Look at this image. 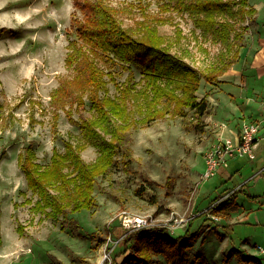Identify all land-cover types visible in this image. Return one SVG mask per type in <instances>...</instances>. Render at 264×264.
Returning a JSON list of instances; mask_svg holds the SVG:
<instances>
[{"label":"rangeland","instance_id":"rangeland-1","mask_svg":"<svg viewBox=\"0 0 264 264\" xmlns=\"http://www.w3.org/2000/svg\"><path fill=\"white\" fill-rule=\"evenodd\" d=\"M248 1L258 9L235 21L240 36L231 32L232 46L225 49L187 13L161 12L156 0H109L134 32L144 18L156 23L153 17H162L158 32L199 73L229 67L217 76L224 82L200 79L195 94L198 99L206 95L212 111L200 127L189 110L185 116L168 113L146 126L125 129L111 167L96 177V206L67 214L79 225L71 230L32 211L26 200L34 202L36 195L27 187L18 155L30 146L35 161L45 167L53 149L63 152L65 141L82 140L74 121L93 115L88 99L84 96L81 106L70 98L62 106L54 102L59 86L74 74L64 60L68 41L76 37L71 16L81 14L73 0H0V28H5L0 32V264L100 263L108 237L136 230L121 224L123 210L143 216L151 227L167 228L173 238L199 231L187 250L195 264H255L242 255L264 264V137L255 148L256 159H232L213 177L200 178L203 154L217 126L223 130L225 123L223 134L229 136L231 128L263 119L264 75L260 79L253 68L256 62L264 67V58H257L264 49V0ZM99 64L115 78L106 76L107 92L115 96L128 71L119 64ZM131 68L136 86H142L139 67ZM242 112L249 120L239 121ZM97 154L92 145L81 151L85 162ZM234 189H239L241 207L231 217L213 219L203 213L211 199ZM99 235L104 238L100 243ZM117 251H111L108 264L121 262L124 255H114ZM156 258L167 264L163 256Z\"/></svg>","mask_w":264,"mask_h":264},{"label":"trees","instance_id":"trees-1","mask_svg":"<svg viewBox=\"0 0 264 264\" xmlns=\"http://www.w3.org/2000/svg\"><path fill=\"white\" fill-rule=\"evenodd\" d=\"M161 12L175 11L190 15L204 34L219 42L225 49L232 46L234 37L240 33L235 28L236 20H245L256 12L248 0H156ZM81 16L72 14L70 22L76 37L67 43L65 65L74 72L57 89L55 104L63 105L71 99L76 105L90 102L93 115L81 121H74L80 129L82 140L65 141L64 151L56 148L50 162L43 167L35 161L30 146L18 155V165L24 173L27 187L36 195V200H26L33 212L59 223L61 229L79 228L69 212L92 209L96 206L93 195L96 177L111 167L118 145L124 139V131L132 126H146L151 121L172 115L185 116L192 110L200 127L204 116L212 114L206 95L198 99L195 92L200 79H217L227 70L223 64L218 71L199 73L182 57L175 54L172 44L158 32L157 23L162 17L141 20L136 32L123 25L120 8L109 0H73ZM251 21H256L252 18ZM155 24V25H154ZM5 28L1 27L0 32ZM99 61L119 64L127 69L124 81L117 84L118 93L108 94L106 76L115 81L109 71H105ZM140 69L142 86L137 87L131 65ZM64 107V106H63ZM87 145L98 150L92 162H85L81 151ZM238 189L211 199L204 214L228 217L238 210L236 201ZM21 229V227H20ZM95 232L90 235H94ZM199 231L187 236L173 238L167 228L149 227L132 231L121 230L115 234L119 249L114 255H124L121 262L110 264H159L158 255L167 264H195L187 250L191 240L198 237ZM99 235V243L103 241ZM233 251H238L232 249ZM118 253V254H117ZM242 260H259L253 256H240Z\"/></svg>","mask_w":264,"mask_h":264},{"label":"built area","instance_id":"built-area-1","mask_svg":"<svg viewBox=\"0 0 264 264\" xmlns=\"http://www.w3.org/2000/svg\"><path fill=\"white\" fill-rule=\"evenodd\" d=\"M221 127L225 128L226 124L224 123ZM260 129L261 125L257 121L242 123L240 128L229 136L224 135L223 130L219 129L220 132L215 134L214 139L204 151L205 169L200 174V178L209 179L213 177L218 172L219 167L226 165L232 159L254 158V148L257 141L264 137V133L260 134ZM211 218L218 219V216L212 214ZM120 221L127 230L151 227L150 222L143 216L130 214L125 210L120 212ZM117 241V239L112 237L106 239L102 262L97 264L109 263L111 251Z\"/></svg>","mask_w":264,"mask_h":264},{"label":"crops","instance_id":"crops-1","mask_svg":"<svg viewBox=\"0 0 264 264\" xmlns=\"http://www.w3.org/2000/svg\"><path fill=\"white\" fill-rule=\"evenodd\" d=\"M255 9H256V7H255ZM258 9V8H257ZM257 9H256V11H257ZM259 11V10H258ZM257 58L258 59H263L264 58V49L263 50H261L260 51V53H259V55H257ZM254 61L255 60H252L251 61V63L252 64H254ZM257 63V66H254V68L253 69H255L256 70V72H257V75H258V77H260V79L261 78H263V75H264V67L261 65V64H259L258 62H256ZM257 91V92H255V93H257L258 94V89L257 88H254V91ZM261 97H259V99H260ZM260 108L262 109V107L260 106ZM264 109V108H263ZM240 118H243V119H239V121L241 122V121H244V120H249V119H247L246 118V115H245V113L244 112H242V113H240ZM263 117V119H264V113H263V115H262ZM263 119L261 120H259V123L261 124L262 122H263ZM241 126V125H240ZM219 129H221L220 128V126H217V128H215V134L217 133V130H219ZM231 130H232V132L231 133H234L237 129H233V128H231ZM223 133L224 132H226V130H225V128L223 129V131H222ZM228 133V132H227ZM264 133V127H263V125H261V129H260V134H263ZM215 134H214V136H215ZM264 135V134H263ZM262 135V136H263ZM262 139V138H261ZM259 145H260V142H259V140L257 141V144H256V146H258L259 147ZM256 146H255V148H256ZM255 148H254V152H255ZM256 157H257V155L255 154V157L254 158H252V160L253 159H256ZM236 160V159H235ZM235 160H233V161H235ZM230 162V161H229ZM234 165V164H233ZM235 167V166H234ZM235 168H237V167H235ZM231 176V175H230ZM227 179V178H226ZM225 179V180H226ZM224 181V180H223ZM239 190V189H238ZM230 191H226L225 192V194H227V193H229ZM239 205H240V207H241V204L239 203ZM239 207V208H240ZM232 216V214H230V216H228V217H231Z\"/></svg>","mask_w":264,"mask_h":264}]
</instances>
